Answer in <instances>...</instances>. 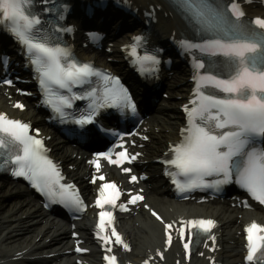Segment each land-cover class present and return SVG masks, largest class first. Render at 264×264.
Listing matches in <instances>:
<instances>
[{
	"label": "snow or ice",
	"instance_id": "1",
	"mask_svg": "<svg viewBox=\"0 0 264 264\" xmlns=\"http://www.w3.org/2000/svg\"><path fill=\"white\" fill-rule=\"evenodd\" d=\"M173 3L199 36V41H180V47L186 52L198 51L210 60L207 66L203 60L196 62L195 67L204 71L194 77L195 98L190 102L192 106L184 107L187 126L182 130V140L171 149L172 157L164 161L177 170L168 174L181 192L194 188L219 190L221 185L231 183L235 176V182L264 205V31L257 32L243 22L245 14L235 2L228 7L223 5L222 0H173ZM34 4L35 0H0V25L25 47L29 62L38 74L39 85L47 97L46 103L63 116V109L71 108L73 100L92 99L89 105L92 111L74 121L81 126L93 124V117L100 108L128 109L136 114V104L117 77L89 63L78 62L70 49L53 43L51 36L42 32L43 22L32 11ZM62 11H67L66 6L56 8L54 18L57 21L64 18ZM49 12L51 14V10ZM252 23L264 30V19L257 18ZM53 30L72 31L71 28ZM90 36L94 38L95 34ZM142 40V36L134 37L135 42ZM131 55L136 58L134 63L141 65V71L145 61H151L153 65L160 63L157 55L138 56L135 44L131 46ZM2 62L6 64L7 58ZM224 73L227 78H223ZM92 77L104 82L103 102H97L96 88L81 96H66L59 91L66 89L71 93L74 85L91 84ZM5 83L11 84L12 81L6 80ZM15 106L24 107L20 103ZM37 136L38 130L36 135L30 134L28 123L0 113V155L7 154L5 163L13 165L12 174L30 181L52 202L59 197V202L66 207L82 210L83 201L70 191L74 186L60 182L63 178L46 155L44 142ZM99 155L113 164L128 159L126 151L116 153L118 159L115 160L108 153ZM135 158L131 157L133 160ZM94 163L99 168L98 162ZM124 171L129 172L130 169L125 168ZM210 176L222 179L205 181L204 178ZM131 179L136 181L137 177L132 176ZM119 195L115 184L105 183L101 186L96 205L101 209L105 205H115ZM142 200L144 197L137 194L131 196L129 203L136 204ZM144 206L148 207L146 204ZM120 207L128 210L125 205ZM151 215L163 224L168 233L167 243L171 245L169 230L173 224L164 223L154 211ZM113 220L111 211H101L97 225L100 232L105 231L106 224L112 225ZM179 223L181 239L185 237L186 228L210 234L216 226L212 219H191ZM245 231L246 261L249 264L253 261L264 264V260L257 259L258 254L264 253V225L253 222ZM111 237H115L116 244L130 250L115 227L111 228V236L104 235L100 239L107 243ZM209 238L215 239L214 236ZM191 242L189 235L184 248L189 249ZM77 251L83 250L77 248ZM104 259L107 264H118L115 255L105 256ZM145 264H149V261H145Z\"/></svg>",
	"mask_w": 264,
	"mask_h": 264
},
{
	"label": "bare ground",
	"instance_id": "2",
	"mask_svg": "<svg viewBox=\"0 0 264 264\" xmlns=\"http://www.w3.org/2000/svg\"><path fill=\"white\" fill-rule=\"evenodd\" d=\"M137 1L141 2L142 4H146L149 0H137ZM151 1H152V2H156V3H158V4L161 6L163 12H169L168 9L165 7V5L162 4L159 0H151ZM182 80H184V79H183V78H180V81H182ZM172 118H173V119H172ZM179 122H180V121H179V115H178V114H172L171 116H169V117L167 118V120H166V122H165L164 124H165V126H167L168 124L172 123L171 126H175V125L179 124ZM171 126H170V128H171ZM2 194H4V193H2ZM2 194H1V195H2ZM0 198L3 199V197H0ZM1 199H0V200H1ZM2 207H3V206L0 205V209H1ZM3 226H5V229H4V230H6V229H7V228H6V225H3ZM0 227H1V223H0ZM2 232H3V231H0V235L2 234ZM26 239H27V238H21V239L19 240V242H16V241H12V239H10V238L7 236L6 238L2 239V244L5 245L6 247H8L9 244H10V245H12L13 247L16 248L17 246L23 244V243L26 241ZM67 243H68V241H67ZM53 245H54V243H53ZM9 248H10V249H9V250H6V251L0 250V259L5 258V257H8V255H9V253H10L12 247L9 246ZM7 264H10V263H7ZM167 264H170V263L168 262Z\"/></svg>",
	"mask_w": 264,
	"mask_h": 264
}]
</instances>
